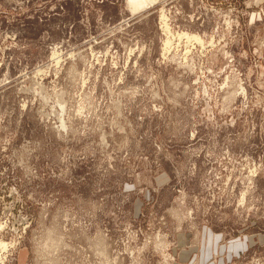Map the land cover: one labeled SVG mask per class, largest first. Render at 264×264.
Instances as JSON below:
<instances>
[{
    "label": "rangeland",
    "instance_id": "1",
    "mask_svg": "<svg viewBox=\"0 0 264 264\" xmlns=\"http://www.w3.org/2000/svg\"><path fill=\"white\" fill-rule=\"evenodd\" d=\"M202 262L264 264V0H0V264Z\"/></svg>",
    "mask_w": 264,
    "mask_h": 264
},
{
    "label": "crops",
    "instance_id": "2",
    "mask_svg": "<svg viewBox=\"0 0 264 264\" xmlns=\"http://www.w3.org/2000/svg\"><path fill=\"white\" fill-rule=\"evenodd\" d=\"M208 237L209 238H208V241H207V246H208V248H207V255L210 256V255H212V246H213V241L214 240H213V235L212 234L209 235ZM207 259H206V262H208ZM206 262H202V263L203 264H206Z\"/></svg>",
    "mask_w": 264,
    "mask_h": 264
},
{
    "label": "bare ground",
    "instance_id": "3",
    "mask_svg": "<svg viewBox=\"0 0 264 264\" xmlns=\"http://www.w3.org/2000/svg\"><path fill=\"white\" fill-rule=\"evenodd\" d=\"M165 28H167V27L165 26ZM185 34H186V33H185ZM183 36H184V35H183ZM183 36H180V37H183ZM191 39H192V37H191ZM187 40H188V39H187ZM187 40H186V41H187ZM188 41H189V40H188ZM167 42H168V41H167ZM167 44H168V43H167Z\"/></svg>",
    "mask_w": 264,
    "mask_h": 264
}]
</instances>
